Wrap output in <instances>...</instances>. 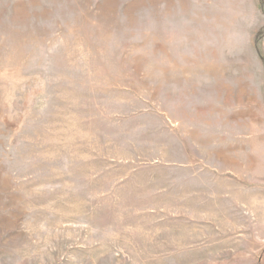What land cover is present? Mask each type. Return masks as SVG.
I'll use <instances>...</instances> for the list:
<instances>
[{"label": "rangeland", "instance_id": "374dc122", "mask_svg": "<svg viewBox=\"0 0 264 264\" xmlns=\"http://www.w3.org/2000/svg\"><path fill=\"white\" fill-rule=\"evenodd\" d=\"M0 264H264V0H0Z\"/></svg>", "mask_w": 264, "mask_h": 264}, {"label": "crops", "instance_id": "0c3cea01", "mask_svg": "<svg viewBox=\"0 0 264 264\" xmlns=\"http://www.w3.org/2000/svg\"><path fill=\"white\" fill-rule=\"evenodd\" d=\"M212 174H213V173H212ZM212 174H211V175H212ZM198 184H199V185H198ZM198 184H195L194 187H193V189H196V188H199V189H201V190L203 189V192H204L206 186H204V185H200V183H198ZM223 184H224V182L222 183L221 188H222V189H223V188L225 189V186L227 185V181L225 182V186H224ZM208 187H209V186H208ZM237 189L239 190L240 188L237 187ZM210 196H212V195H210ZM212 197H213V196H212ZM211 209H213V210L216 211V212L219 211V209H217V208H211ZM211 209H210V212H211ZM202 210H203L204 212H206V208H203ZM213 210H212V211H213ZM211 213H212V212H211ZM203 216H205V215H203Z\"/></svg>", "mask_w": 264, "mask_h": 264}]
</instances>
